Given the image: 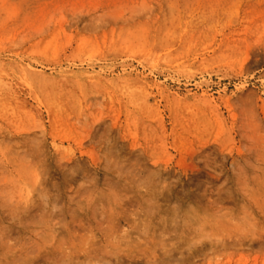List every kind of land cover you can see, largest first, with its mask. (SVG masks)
<instances>
[{
    "label": "rangeland",
    "instance_id": "374dc122",
    "mask_svg": "<svg viewBox=\"0 0 264 264\" xmlns=\"http://www.w3.org/2000/svg\"><path fill=\"white\" fill-rule=\"evenodd\" d=\"M0 264H264V0H0Z\"/></svg>",
    "mask_w": 264,
    "mask_h": 264
},
{
    "label": "bare ground",
    "instance_id": "6f19581e",
    "mask_svg": "<svg viewBox=\"0 0 264 264\" xmlns=\"http://www.w3.org/2000/svg\"><path fill=\"white\" fill-rule=\"evenodd\" d=\"M247 217V219L249 218L248 216H246ZM251 223H252V221H251ZM253 225V224H252ZM254 226V225H253Z\"/></svg>",
    "mask_w": 264,
    "mask_h": 264
}]
</instances>
